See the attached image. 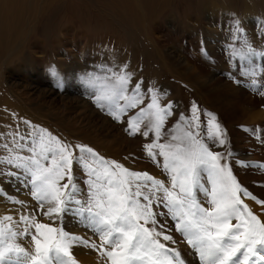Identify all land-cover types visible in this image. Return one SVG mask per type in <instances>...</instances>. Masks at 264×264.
I'll return each mask as SVG.
<instances>
[{"label":"rangeland","instance_id":"374dc122","mask_svg":"<svg viewBox=\"0 0 264 264\" xmlns=\"http://www.w3.org/2000/svg\"><path fill=\"white\" fill-rule=\"evenodd\" d=\"M107 70H123L142 85L144 103L128 110L121 122L96 103L98 86L110 83L103 80L110 75ZM128 88L131 95V83ZM152 88L162 107L173 104L159 142L182 144L171 136L189 130L180 115L190 117L191 105L197 104L202 121L198 138L223 155L221 164L232 168L249 194H241L243 203L264 221V0H0V161L31 155L28 133L36 126L66 143L92 147L130 171L148 172L171 188L164 158L157 156L154 162L144 147L154 133L130 135L123 122L147 107V89ZM206 112L225 131L224 145L207 138ZM147 123L143 118L141 131L148 130ZM73 169L82 189L75 196L86 207L88 177L76 164ZM13 172L18 176L9 175ZM197 198L211 207L202 192ZM49 206L35 198L21 169L0 162V227L28 233L15 243L34 255L33 222L49 224L68 233L76 264H110L87 213L47 215ZM153 209L167 213L163 206ZM21 216L28 220L21 222ZM175 223L170 215L157 216V229L173 237L161 242L179 251L186 264H199Z\"/></svg>","mask_w":264,"mask_h":264},{"label":"snow or ice","instance_id":"6c2138e0","mask_svg":"<svg viewBox=\"0 0 264 264\" xmlns=\"http://www.w3.org/2000/svg\"><path fill=\"white\" fill-rule=\"evenodd\" d=\"M107 71L110 75L103 80L110 83L102 82L98 86L96 103L102 108L106 106L107 114L121 122L128 110L144 103V96L140 94L142 85L133 82L131 74L123 70ZM130 83L134 90L128 95ZM147 92L151 102L123 122L130 135L140 133L148 137L150 132L154 133L155 139L144 147L154 162L157 156L164 158L163 168L171 176V188L148 172L130 171L120 162L100 156L92 147L66 143L47 129L36 126L28 133L31 144L27 151L31 155L4 157L0 162L21 169L30 179L35 198L42 206L44 203L50 205L47 215L73 210L80 215L87 213L89 223L102 241L99 250L110 264H186L179 251L161 242L173 240L171 235L156 227L157 216L161 214L170 215L176 222L175 230L194 249L199 264H264V221L243 203L241 194H249L237 182L232 168L221 164L223 155L210 150L209 145L198 138L202 124L199 106L191 105L188 118L180 115V121L189 130L184 131L183 136L172 135L171 140H181L182 144L160 143L166 119L173 115V104L169 102L162 107L157 90L152 88ZM119 101L125 103L121 105ZM203 114L207 117L203 122L207 138L224 145L226 133L215 115ZM145 117L148 130L141 131ZM19 147L26 146L20 144ZM74 164L88 177L85 181L88 187L86 207L75 196L82 189L75 182ZM9 175L18 176L15 172ZM65 179L67 182L61 184ZM198 192L208 198L206 202L210 208L198 201ZM72 204L79 207L73 209ZM154 205L163 206L167 213L154 211ZM20 219L26 222L28 217ZM233 220L236 223H232ZM33 226L37 233L31 237L34 255L14 242L18 236L28 234L26 229L15 232L0 227V264H18L21 258H25L24 264H76L70 252L68 233L49 224L33 222ZM105 246H110V250H105ZM92 247L97 246L93 244Z\"/></svg>","mask_w":264,"mask_h":264},{"label":"bare ground","instance_id":"6f19581e","mask_svg":"<svg viewBox=\"0 0 264 264\" xmlns=\"http://www.w3.org/2000/svg\"><path fill=\"white\" fill-rule=\"evenodd\" d=\"M262 219V218H261Z\"/></svg>","mask_w":264,"mask_h":264}]
</instances>
